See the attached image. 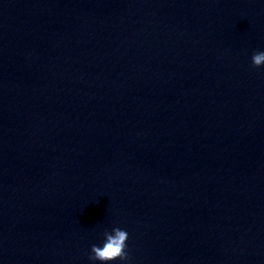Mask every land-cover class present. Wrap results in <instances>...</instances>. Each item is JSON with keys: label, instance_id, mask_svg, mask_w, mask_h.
Returning a JSON list of instances; mask_svg holds the SVG:
<instances>
[{"label": "clouds", "instance_id": "1", "mask_svg": "<svg viewBox=\"0 0 264 264\" xmlns=\"http://www.w3.org/2000/svg\"><path fill=\"white\" fill-rule=\"evenodd\" d=\"M252 66L259 68L264 66V51H254L251 57ZM104 242L102 246L93 244L89 259L93 262L99 261L101 264H109V262L120 260L127 261L128 254L126 252L128 233L120 228L112 229V232H104Z\"/></svg>", "mask_w": 264, "mask_h": 264}]
</instances>
